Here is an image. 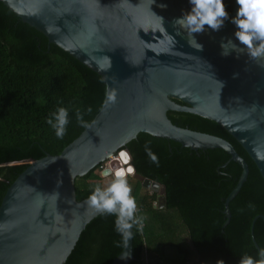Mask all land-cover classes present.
Here are the masks:
<instances>
[{
  "label": "water",
  "instance_id": "water-1",
  "mask_svg": "<svg viewBox=\"0 0 264 264\" xmlns=\"http://www.w3.org/2000/svg\"><path fill=\"white\" fill-rule=\"evenodd\" d=\"M0 3L49 44L96 73L105 86L102 106L90 127L60 154L25 163L27 167L7 188L0 203V264H63L86 225L100 215L86 204L87 198L76 200L75 180L117 155L139 133L191 151L220 149L241 168L224 202V228L231 217L228 205L246 181L248 166L227 141L177 127L167 112L195 115L221 126L264 181V58L253 59L246 49L231 46L229 54L222 55L220 46L231 39L238 48L244 47L235 41L237 29L231 23L236 0L219 32L206 28L197 35L203 51L189 46L186 31L172 23L191 10L189 0ZM112 90L117 93L115 104L103 107L106 91ZM117 166L118 160L111 161L102 177L112 178L111 170ZM141 183L152 193L159 191L157 207L163 209V187L148 179ZM257 218L252 221L251 239L259 252L252 233ZM133 259L131 239L111 264H130Z\"/></svg>",
  "mask_w": 264,
  "mask_h": 264
},
{
  "label": "trees",
  "instance_id": "trees-1",
  "mask_svg": "<svg viewBox=\"0 0 264 264\" xmlns=\"http://www.w3.org/2000/svg\"><path fill=\"white\" fill-rule=\"evenodd\" d=\"M224 3L230 17L234 0ZM104 97L105 86L96 73L49 44L0 3V203L9 185L27 167L25 163L45 154H60L85 128L77 122L76 112H83L90 124ZM58 107L69 112L63 139H58L47 124ZM89 107L91 114H87ZM167 118L177 127L227 141L246 162L248 175L228 205L231 217L222 228L224 202L236 186L241 168L220 149L191 151L139 133L121 149L132 156L134 176L140 180L128 182L137 202V216L145 218L141 230L132 229L134 259L130 264H217L218 260L239 264L245 254L258 257L251 225L259 216L252 233L260 250L264 248V181L257 167L215 122L175 112H167ZM146 144L159 165L151 162ZM99 166L75 180L77 201L88 198L100 185ZM144 179L163 187V209H158L155 193H141ZM115 219L114 215L100 214L90 221L63 264H111L123 249L115 246L122 239Z\"/></svg>",
  "mask_w": 264,
  "mask_h": 264
},
{
  "label": "clouds",
  "instance_id": "clouds-1",
  "mask_svg": "<svg viewBox=\"0 0 264 264\" xmlns=\"http://www.w3.org/2000/svg\"><path fill=\"white\" fill-rule=\"evenodd\" d=\"M191 10L183 13L181 17L174 18L172 23L178 25L187 33L189 46L203 51V44L198 43L197 35L204 34L205 29L213 32H219L230 19L229 12L226 9L224 0H189ZM238 9L235 17L231 18V23L235 25V41L244 46L238 48V45L231 39L227 43L221 42L222 55L229 54V46L232 50L244 51L253 58H264V0H236ZM166 8L167 5H159ZM163 19V18H161ZM179 34V33H177ZM117 93L115 90L106 91V100L103 107L115 104ZM92 108L87 109V114H91ZM77 122L87 128L89 123L84 119V113L76 112ZM47 124L54 130L58 139H63L69 124V112L65 107H58L48 118ZM145 151L152 163L159 165L158 157L152 152L148 145H145ZM119 161V165L111 170L112 179L106 186L97 184L87 198L86 204L95 210L98 214L114 215L115 229L121 236V241L115 242L116 247L123 246L125 249L129 246L132 239V229L137 227L141 230L143 227V216H137V202L132 195V187L128 182V176H134L136 169L131 164L132 156L127 150H121L117 156L111 157ZM126 166V167H125ZM253 208L254 205H249ZM243 211V210H241ZM127 253L125 256L126 257ZM217 264H225L223 260H218ZM239 264H264V248L258 252V257L245 254L239 261Z\"/></svg>",
  "mask_w": 264,
  "mask_h": 264
},
{
  "label": "rangeland",
  "instance_id": "rangeland-1",
  "mask_svg": "<svg viewBox=\"0 0 264 264\" xmlns=\"http://www.w3.org/2000/svg\"><path fill=\"white\" fill-rule=\"evenodd\" d=\"M111 179H112L111 177L100 178V180H99L100 185H101L102 187L106 186L107 183H108ZM128 179H134V180L136 179V180H140V179H139L138 177H136V176L128 177ZM147 191H148L149 193H152V192L149 191L148 189H143V190L141 191V193L144 194V193H147ZM155 194L157 195L158 192L155 193ZM156 205H157V204H156ZM190 264H193V263H190Z\"/></svg>",
  "mask_w": 264,
  "mask_h": 264
},
{
  "label": "built area",
  "instance_id": "built-area-1",
  "mask_svg": "<svg viewBox=\"0 0 264 264\" xmlns=\"http://www.w3.org/2000/svg\"><path fill=\"white\" fill-rule=\"evenodd\" d=\"M117 155H118V154H117ZM117 155H114V156H112V157H115V156H117ZM113 160H115V159H111V157H109L108 159L105 160V162H103V163L100 164L99 169H98V172H99V175H100L101 178H103V177H102V173H103L105 170H107L106 165L109 164V163H110L111 161H113ZM144 264H147V262H145Z\"/></svg>",
  "mask_w": 264,
  "mask_h": 264
},
{
  "label": "flooded vegetation",
  "instance_id": "flooded-vegetation-1",
  "mask_svg": "<svg viewBox=\"0 0 264 264\" xmlns=\"http://www.w3.org/2000/svg\"><path fill=\"white\" fill-rule=\"evenodd\" d=\"M158 194H160L159 191H158ZM158 194H157V196H158Z\"/></svg>",
  "mask_w": 264,
  "mask_h": 264
}]
</instances>
